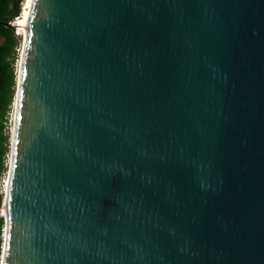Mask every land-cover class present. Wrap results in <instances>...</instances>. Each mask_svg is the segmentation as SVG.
Masks as SVG:
<instances>
[{
	"label": "water",
	"instance_id": "95a60500",
	"mask_svg": "<svg viewBox=\"0 0 264 264\" xmlns=\"http://www.w3.org/2000/svg\"><path fill=\"white\" fill-rule=\"evenodd\" d=\"M1 23L23 39L1 264H264V0Z\"/></svg>",
	"mask_w": 264,
	"mask_h": 264
},
{
	"label": "trees",
	"instance_id": "16d2710c",
	"mask_svg": "<svg viewBox=\"0 0 264 264\" xmlns=\"http://www.w3.org/2000/svg\"><path fill=\"white\" fill-rule=\"evenodd\" d=\"M22 0H0V177L5 168L6 156L10 152V135L6 133L8 114L12 112L16 96L17 74L16 49L22 42L16 32L1 22H12L20 16ZM0 194V208L3 204ZM5 219L0 218V264L4 243Z\"/></svg>",
	"mask_w": 264,
	"mask_h": 264
},
{
	"label": "built area",
	"instance_id": "2783aa9c",
	"mask_svg": "<svg viewBox=\"0 0 264 264\" xmlns=\"http://www.w3.org/2000/svg\"><path fill=\"white\" fill-rule=\"evenodd\" d=\"M27 0H22V8H21V13H20V16L15 18V20H19L25 10V3H26ZM22 48H23V39H22V42L20 44V46L16 49L17 51V59H16V63H15V66H16V74L18 75V71H19V68H18V65L20 63V58H21V55H22ZM14 107L12 109V112H10L8 115V123H6L7 125V128H6V133L10 135V146H11V136H12V131H13V124H14ZM12 120V121H11ZM9 121H10V125H9ZM11 149V147H10ZM10 152L9 154L6 156V160H5V168H4V171L2 172V175L0 177V194L4 195L3 197L5 198V195H6V192H7V185H8V181H9V169H10ZM4 200V199H3Z\"/></svg>",
	"mask_w": 264,
	"mask_h": 264
},
{
	"label": "bare ground",
	"instance_id": "6f19581e",
	"mask_svg": "<svg viewBox=\"0 0 264 264\" xmlns=\"http://www.w3.org/2000/svg\"><path fill=\"white\" fill-rule=\"evenodd\" d=\"M31 1H32V0H27V1H26V3H25V10H24V12H23V14H22V17L19 19V22H20V23H19V26H20V28H19L18 33H19V34H22V35H24V36H25V24H24V21L26 20V17H27L28 11H29V9H30ZM19 66H20V63H19V65H18V68H19ZM7 187H8V185H7ZM4 208H5V209H4V214H5V216H6V205H5Z\"/></svg>",
	"mask_w": 264,
	"mask_h": 264
},
{
	"label": "rangeland",
	"instance_id": "374dc122",
	"mask_svg": "<svg viewBox=\"0 0 264 264\" xmlns=\"http://www.w3.org/2000/svg\"><path fill=\"white\" fill-rule=\"evenodd\" d=\"M15 67V69H16V66H14ZM16 72H17V70H16ZM13 107H14V105H13ZM12 121V120H11ZM9 125H10V121H9ZM4 196V195H3Z\"/></svg>",
	"mask_w": 264,
	"mask_h": 264
}]
</instances>
